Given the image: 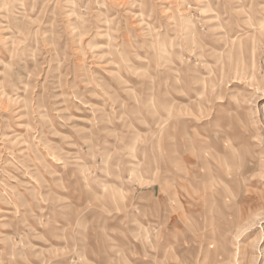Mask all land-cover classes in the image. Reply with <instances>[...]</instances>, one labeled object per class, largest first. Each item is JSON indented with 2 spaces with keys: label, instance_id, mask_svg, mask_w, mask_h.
Segmentation results:
<instances>
[{
  "label": "rangeland",
  "instance_id": "1",
  "mask_svg": "<svg viewBox=\"0 0 264 264\" xmlns=\"http://www.w3.org/2000/svg\"><path fill=\"white\" fill-rule=\"evenodd\" d=\"M205 1L0 0V264H264V0Z\"/></svg>",
  "mask_w": 264,
  "mask_h": 264
},
{
  "label": "bare ground",
  "instance_id": "2",
  "mask_svg": "<svg viewBox=\"0 0 264 264\" xmlns=\"http://www.w3.org/2000/svg\"><path fill=\"white\" fill-rule=\"evenodd\" d=\"M197 2L198 3H203V14L204 15H206L207 13H209L210 12V10H209V12H208V8H210V6H209V2H207V1H202V0H197ZM211 17V15H208L207 16V18L209 19ZM212 19H215V20H217L218 19V14H215V16H213L212 17ZM263 26V25H262Z\"/></svg>",
  "mask_w": 264,
  "mask_h": 264
}]
</instances>
